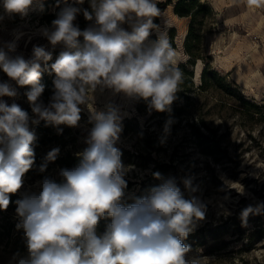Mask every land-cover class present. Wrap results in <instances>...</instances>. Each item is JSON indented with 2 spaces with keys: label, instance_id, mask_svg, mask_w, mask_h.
<instances>
[{
  "label": "clouds",
  "instance_id": "obj_1",
  "mask_svg": "<svg viewBox=\"0 0 264 264\" xmlns=\"http://www.w3.org/2000/svg\"><path fill=\"white\" fill-rule=\"evenodd\" d=\"M84 3L65 2L51 25L38 29L53 49H65L50 65L55 79L47 104L40 99L45 90L40 80L52 51L34 45L28 59L12 55L22 36L15 31L12 41L0 45V70L9 78L0 81V98L17 95L10 81L28 87L25 95L33 114L0 99L2 210L9 207L10 194L19 192L35 164L37 137L30 124L43 120L57 127L79 126L81 106L93 101L97 89L143 100L157 112L170 111L177 99L183 74L166 30L154 22L161 15L157 0H88V8L82 7ZM246 4L260 8L264 0ZM36 5L43 10V0H0V24L17 16L24 19ZM80 14L90 22L84 29L75 23ZM122 118L120 108L111 103L104 110H90L92 127L78 163L60 170L62 182L44 178L38 182L39 191L15 201L20 218L16 227L23 229L27 248V256L18 258L17 264H201L202 258L189 255L192 248L183 242L206 213L191 178L180 181L189 198L177 178L160 173L154 177L161 182L146 195L126 196L128 168L116 147ZM171 122H166L165 133ZM59 151L50 150L46 161H55ZM46 167L41 165L40 171ZM128 199L133 202L127 203ZM262 212L264 202L245 208L242 226H247L250 214ZM102 219L110 222L98 234Z\"/></svg>",
  "mask_w": 264,
  "mask_h": 264
},
{
  "label": "rangeland",
  "instance_id": "obj_2",
  "mask_svg": "<svg viewBox=\"0 0 264 264\" xmlns=\"http://www.w3.org/2000/svg\"><path fill=\"white\" fill-rule=\"evenodd\" d=\"M67 1L73 2L52 0L49 13L54 14L57 6ZM167 1L157 0L161 15L154 22L166 30L179 65L190 57L184 47L190 18L176 15L174 6L167 5ZM46 2L43 0V5ZM207 2L213 13L203 29L204 59H198L192 67L196 93L189 100H174L170 111L157 112L148 106L140 111V101L97 89L93 101L81 106L79 126L51 125L63 146L56 144L41 150L46 155L53 148L60 151L55 161L50 162L48 173L42 177L25 175L24 184L17 192L20 198L39 191L38 182L44 178L62 182L59 172L65 167L59 165L58 158L62 154L78 156L87 147L85 141L92 127L90 110H104L111 103L120 108L123 117V130L116 147L128 168L126 196H134L140 190L147 193L150 181L155 185L161 182L154 177V173H160L177 178L185 198H189L180 181L191 178L197 188L195 195L206 205V213L183 241L192 248L189 255L200 256L201 264H264V212L250 214L247 226H242L241 221L245 208L264 202V6L249 8L246 0ZM82 7L88 8V1ZM40 9L36 5L24 19L17 16L0 24V45L12 41L14 31L22 33L12 55L28 59L34 45L46 46L54 53L65 50L62 46L53 49L38 33L39 28L50 26L37 17ZM172 29H175V39H171ZM155 38L153 33L150 39ZM52 57L57 58L56 54ZM206 64L224 79L215 88L201 90L198 87L202 85ZM8 80L0 70V81ZM10 83L17 95L0 99L8 105H20L32 116L25 95L28 89L16 85L15 81ZM228 84L233 91H227ZM237 92L261 109L241 103ZM169 120L172 121L169 132L165 133ZM40 123L30 124L36 135ZM25 256L24 237L18 246L0 240V264H17L18 258Z\"/></svg>",
  "mask_w": 264,
  "mask_h": 264
},
{
  "label": "trees",
  "instance_id": "obj_3",
  "mask_svg": "<svg viewBox=\"0 0 264 264\" xmlns=\"http://www.w3.org/2000/svg\"><path fill=\"white\" fill-rule=\"evenodd\" d=\"M88 0H85L87 2ZM68 3V1H67ZM74 3V0L73 2ZM167 5L174 6V12L176 15L180 17L190 18V24L188 33L185 38V51L190 56L186 62H183L178 65L180 70L182 71V80L178 85V93L176 94L178 100L190 99L197 91V87L194 84V72L192 67L194 63L198 59L203 58V43H204V26L207 23L208 18L212 15V8L209 6L207 0H168L166 2ZM52 5V0H47V2L43 5V10L38 11V18L40 21L46 22L48 25H51V21L56 18V13L60 11L62 7L65 6V2L57 6V11L53 13H49V6ZM2 10V9H1ZM77 24L81 29H84L90 23L86 21L84 16L81 15L78 17ZM172 37L171 39L176 38L175 29L171 30ZM82 40V38H81ZM60 53V52H59ZM59 53H54L58 57ZM55 61V58L48 62L47 66L42 65L45 69L42 72V77L40 83L45 86V90L41 96V100L43 102L49 101L51 95L53 94V80L55 79V74L50 72V65ZM204 72H202V85L198 87L201 90H205L207 88H215L218 85L219 80H223L217 72L210 70V66L208 64L205 65ZM229 85V86H228ZM227 85V91L231 92L233 90H229L231 85ZM28 90L29 88L26 87ZM238 93V92H237ZM176 99V100H177ZM238 99L241 103L246 106L253 107L255 110H260L261 106L258 104L249 103L248 100L243 98L240 93H238ZM147 108L146 102L140 100L139 110L144 111ZM258 113V112H257ZM38 134L36 135L37 140L34 144L35 149V164L33 168L26 173L25 175L34 176V177H42L50 170V162H47L45 157L46 153H42V149H46L48 147H52L56 144L62 145L63 142L59 139V134L55 131V127H52L51 124H46L45 121L41 120V123L37 126ZM59 159V165L65 168H72L78 163V156H72L71 154H62ZM71 160L72 162H68ZM43 164H47L45 171H40V166ZM151 184L147 186L146 189H150L155 184L150 181ZM147 193L140 190L134 196H143ZM21 199L18 194H10V204L6 210L0 209V240L6 242L7 244H14L16 246L21 244V239L24 237V233H22V228L18 229L16 226L20 222V218L16 214L15 201ZM131 199L127 200V203H132ZM110 221L108 219H102L97 227V233L100 234L104 232L107 223Z\"/></svg>",
  "mask_w": 264,
  "mask_h": 264
}]
</instances>
